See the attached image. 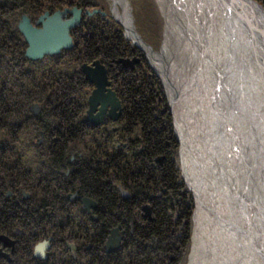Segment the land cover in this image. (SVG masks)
<instances>
[{
	"label": "rangeland",
	"instance_id": "obj_1",
	"mask_svg": "<svg viewBox=\"0 0 264 264\" xmlns=\"http://www.w3.org/2000/svg\"><path fill=\"white\" fill-rule=\"evenodd\" d=\"M6 1H13V4L16 6V8L6 7L4 5V2ZM42 1L45 3L49 0H39V1L30 0L31 4L29 7L26 5L24 0H21V1L20 0H0V19H2L3 21L4 20L8 21L12 24L11 30L15 33L14 35L17 37V40H14L13 43H9L6 41L7 44H10L12 46L11 48L4 46L3 42L2 43L0 42V56H3V58L0 57V61H4V65H8L9 63L11 65H16L18 63L17 60L15 59V52L22 55V58L26 60L25 63H28L30 66H31L30 62H38V61L45 62L46 60L49 59V57H57L61 54L62 59H59L60 62H58L59 71L65 72L66 74L74 73V78L78 77V78L83 79V81L85 80L87 82L82 87L83 90L85 91V96H84V110L81 116L82 118L85 119L89 111L88 101L91 98L93 92L95 91V86L86 80L87 76L84 72V68L94 69L95 66L93 65L95 63H98L100 66H103L106 69V72H107L106 78H107V82L109 83L108 90H110L112 93L116 95V98L120 104V110L118 114L120 112L122 113L121 100L117 96L116 91L113 89L115 81L113 80V75H111L109 72L111 68L105 65L102 60V57L104 56L105 53L97 52L94 48V41L91 39V36L95 32L91 31L90 27L93 26V24H95L96 21L93 22L92 25L88 24L91 19H95V18L99 19L97 21L98 25H101L102 22L107 25L109 23H112L115 25V28H112V29H115V31L119 30L121 32V35L118 34L117 32H110V33L105 34L107 36L105 37L106 40L103 43L102 47L104 48L108 47V45H111L113 41V44L116 48L115 52H120L122 54L116 57L117 58L116 64L119 66V68H122V70L128 74V76H124L120 74L118 72V69L115 67L117 69L116 76L118 75V78H120L122 81L123 79H126L127 77L129 79H134L132 86L136 87L137 85L140 84L142 76L143 75L145 76V74H147L149 79L145 78V80L143 81V85L141 87L142 88L141 92H143V95L137 94L136 101H143L145 99L144 94L150 91V96L152 99V103L150 102L151 109L154 107L153 114L160 115L159 111L155 110L157 108L166 109V110L168 109L167 114L169 112L171 113V114L169 113V115H171L169 118L171 119V128L173 129V132H174L176 128L175 127V116L173 115L174 111H173L171 101H170L171 93L169 90V87H170L169 82L167 81V83H165V80H164L165 72L163 71L162 66L160 64L159 66L157 61L151 58L150 54H154V55L163 54L164 55L165 62H167V64H169L171 68L167 70L172 73L171 78L174 79L173 74H175V76H182L181 74L176 73L175 71V69L176 70L178 69V66H180L179 69L182 70V72L185 75H187V73L190 72L191 66L188 63L186 65V61H185L186 59L183 60L184 65L180 63L179 60H181L182 62V56L186 54V51H185L186 46L185 48L183 47L185 45L184 42L186 41L185 39H183L182 33L184 32V29L188 25H185V26L182 25V21L179 19H178L179 21L178 22L177 15L174 14V12L169 11L168 8L165 7L163 0H123L121 4L116 2V0H90V2L87 3L85 1L84 2L85 4H83L79 0L81 2L80 4L82 5V7H77L76 5L69 6L70 2L73 0H65L68 4L67 7L63 9H56L54 11L44 10L42 13H40ZM74 1L78 2V0H74ZM74 1L73 3H75ZM206 2L208 6H209V3L217 4L215 3V0H210V1L207 0ZM251 3L255 4L257 7H259L263 11V12L259 11V15H261L264 18V0H251ZM33 5H35V8H32ZM201 6L202 4H200V7ZM74 9L81 12V20H80L79 25L76 26L74 29H71L69 32V37L71 38V42H72L71 48L61 50L60 53L57 55L44 56L42 59H39L36 61L28 60L25 57V53L27 50V44L24 40V37L21 35L18 29V25L20 24V22L24 19L28 20L31 26H33L36 29H40L41 27L40 25H37V23L45 14H48L49 17H51L57 12L65 13L66 11H72ZM251 9H254V7L251 6ZM124 13L127 16L129 25L134 35L140 42V45H138L132 38H129L126 36V27L122 24L120 20L121 15H123ZM66 18L67 20H69L70 15H66ZM216 20L219 21L218 18H216ZM199 21H200V18L196 17V21H195V16L193 15V26L196 30H197L198 25H200ZM216 24L219 26L218 22ZM247 28H248L247 26L245 28L241 27L243 31L244 30L247 31L252 37V34H251L252 32L250 33L249 29ZM187 29L188 27L186 28V30ZM198 30H199L198 32H201L202 28H199ZM203 31H204V28H203ZM224 34L225 36H223L222 38L221 37L215 38L213 37V33H212V36L209 39V44L203 45L204 49H199L200 51L198 52V54H202L201 50L207 51L206 54L208 53L207 54V57H208L207 58V68L208 69L205 70L206 77L205 79L203 78V84H202L203 86L201 85V88H200V96H196L194 97V99L196 98L195 101L198 102L197 105L199 106L198 115L200 114L199 116L200 119L198 121L202 123V127L210 126L208 127L209 128L208 130H210L211 128L212 132H209V134L211 133L213 135L212 141L216 140V138L217 140L219 139L218 145H216L215 147H219V150L221 153L220 155L222 156V159L227 164H229V166H231L232 168L234 166V168L237 169L236 170L237 172H235V176L237 177L235 178L233 175V177L230 178L229 180V184H231L230 188L227 187L229 186V184H227V181H226L227 185L218 181L220 184L219 185L220 193L222 196H224V200H222V207L225 204H228L231 200V204H232L231 206L234 208V210H237L239 208L238 211L242 213V216L244 218L252 219L253 216L254 218L256 216V210L260 209V211L264 215V81L261 80L262 79L261 74L263 73H261V71H257L255 68L253 69L254 64L249 58L251 55V52H253L254 50L251 39L247 42L249 34H248V37L245 36V38H243L245 39V41L241 42V44L239 43L240 39H238V37H236V39L233 40L230 37L231 33L226 34V32H224ZM84 35L85 37H83ZM3 36H4V33L2 32V34H0V38L2 39ZM13 39H15V37ZM227 47H228V50L226 49ZM182 48L184 49V51ZM248 48L250 50H247ZM91 50H95V53L91 55H96V57L92 58L91 60H88V54ZM242 57H244L245 59H242ZM262 58H263V61H261V64L264 66L263 64L264 55L262 56ZM225 59H229V61ZM152 61L154 62L156 61L155 63L158 65L157 68L161 69V72H162L161 75L157 71L156 67L154 70ZM198 61H199V58L196 60L195 62L196 68L195 67L194 68L197 71L198 69H200L199 71L202 72L203 69L206 67L205 63H202L200 61L198 63ZM123 62L127 64L123 65L122 64ZM132 63L134 64L132 65V67H130V64ZM29 65H26V67H28ZM224 65L226 66L225 69L223 67ZM230 71H235V74H231ZM46 75L47 74H42L41 82L45 80V81H49V84L53 83V86L51 88L53 91H57L58 88L60 87L58 82H55L52 77H48ZM244 76H245V80H244L245 84H243ZM154 77L158 79L157 80L158 83L156 82ZM37 78L40 79V75H38ZM226 78L229 79V81H227V84L229 85V87L224 84V81H226ZM230 79H231V85L229 84ZM67 81L69 80L67 79ZM236 82L237 84L241 82V84L239 85L241 87L240 89L238 87L237 88L238 90H235L234 88L236 87H233L234 83ZM118 83L120 84V82ZM45 93H49V91ZM74 93L71 95H67V97L63 99L64 101H66L65 105L67 107H75L80 104L78 101V98L80 97V95L76 93L74 94ZM229 97H230V101H229L230 104L234 103L237 99H243L244 101L239 104L241 106L232 105L231 108H228L226 111H224V102L227 101ZM66 99L67 100L70 99V101L68 102ZM161 99H163V102H161ZM214 106H215V109H213ZM33 108L37 109V114L32 112ZM29 110L33 115L37 117L41 115V106L39 103H34L30 105ZM109 110L110 108H108L107 111L109 112ZM206 110L207 111L209 110V112L210 111L211 112L209 113ZM163 114H164V111H163ZM163 114L160 120L157 121V124L161 128L164 125V123L168 121V118L166 119ZM120 117L117 118L115 121L106 117L104 120H102V124L100 125H91L85 120V123H86L85 125H86L87 130L91 131L92 129L91 127L96 126L97 128V126L101 127V126H104V124L105 126L109 124L108 126L109 132L111 134H115L116 137L113 139L112 144L110 145L105 144V145L108 146L110 149L111 147L113 148H119L122 146L127 147V145L121 143L122 142L121 140L118 142H115L117 141V134L114 132L117 131L120 127V125L118 124L121 120ZM246 117L247 118L249 117V119H247ZM76 118L79 119L80 114H78ZM94 130H97V129H94ZM231 131H234V132L232 133ZM176 133H174V135H176ZM231 134L234 135L235 138L237 139L239 138V140L241 139V142L239 143V149L242 150L241 156H239V154L237 155V149H236L237 144L236 143L234 144L233 154L230 153V150L232 148H231V145H229L228 143L230 141H233L234 139V137H232ZM106 135L107 133L103 132L101 136L100 135H97V136L103 137ZM31 139H34L33 141L34 143H30V142L20 143L21 144L19 145L20 149L24 150V151L20 150V153L22 154L27 153L31 155V152H32L35 155L37 154V157L43 161H44L42 157L43 153H49V150L43 149V145L55 148L57 147V145L56 144L54 145L53 143H58V142L45 143L44 136L40 132L39 133L37 132L34 135V137ZM176 140H177L176 149L178 152L176 155L177 157L176 166L179 169L178 175L180 177V181L182 182L184 188L188 190L187 193H185L186 189L182 188L180 191H178L177 198L181 199L182 198L181 195L189 194L192 197V204H193V211L191 215L192 216L191 217V235H190V241H189L188 254H187L186 263H185V264H189L191 255H192L191 252H192V245L194 244L193 243L194 237H195V242L198 243V240H196V236H195L196 234H194V230H195L194 228L196 227V224L193 221L195 217L196 206H195L194 192L191 189V187H189L188 183L185 180L184 174H183V167L181 165V158H180L181 157L180 156L181 144L179 143L180 140L178 138ZM105 145L101 144V147H99V149H96L97 145L93 142L79 141V142L69 143L67 146H65L63 148V152L67 158V162H64V160L63 161L61 160V163L59 162L58 164L62 166L61 172L63 175H60L57 179H54L52 188L57 190L58 184L61 183V181L65 179L66 176L72 173V167L69 166L68 164L69 163L73 164L76 161H79L81 157L89 159L88 163H92L94 164V166L97 165L96 161L98 159V161L101 163V166H102L104 159H106ZM29 146H32V147L29 148ZM59 146L60 144L58 145V147ZM34 147H38V149L35 150ZM25 149H28V150H25ZM243 153L247 154L246 155L247 157L244 158ZM231 154L232 155L235 154L237 156L234 157ZM163 159H164V156H158L155 159L156 166H159V164H157V161L162 162ZM5 160L6 158L3 157V161ZM7 164H10V163H7ZM35 166L36 165L34 164L31 166L32 172L31 174H29L31 175V177L28 178V180H31V181L28 184L26 183V185L30 187H25L24 181L20 180V177H19V180L21 181V185L18 186V188L21 187L22 192H18L16 190L13 191V192H18V193H15V195L21 199H22V195H23V198H29L35 192H38L39 194L42 193V190H41L42 187H38L37 182H36L38 178L39 179L41 178L40 176H34ZM84 168L88 169L86 166ZM102 168H106V166L105 167L102 166ZM7 171L8 170L6 168V165L1 164L0 172L6 173ZM69 171L70 173L67 174ZM45 173L43 172L41 174H45ZM46 175L48 178L53 179V177L48 175L47 173ZM38 182L40 183V181ZM103 182L105 183V180H103ZM240 185L241 187H239ZM242 185H243V188H242ZM117 189L119 191V197L121 198V200L122 198L125 200L130 198L129 193L126 192V190L124 191L120 187H117ZM243 189H245L244 191L245 196H241L242 194H240L243 191ZM12 190L13 189H9L7 191H12ZM4 192L6 193L4 194L5 196H8L10 194V192H6V191ZM116 192L117 191H115V193ZM71 194L72 196H74V193H71ZM151 194H152V197H155L160 201L162 200L163 203H165L168 199L167 197L164 196V191H161V190L157 193H152L151 191ZM65 195H67V197L71 196L70 192L65 193ZM0 199L1 201L3 200L1 196H0ZM1 201H0V207L2 205L6 207L9 206L8 202L2 203ZM82 201H85V199H82ZM149 202H150L149 204L147 202L145 204L139 205L137 210H135L134 207L131 210L132 214L137 212V218H136L137 220L139 217L141 218V219L139 218L141 222L140 224H147L154 220L153 207H152L153 201H151L150 199ZM215 202L217 203L216 206H218L219 204L218 199ZM253 202H255L256 204V207H255L256 209H254ZM59 203L60 202L58 201V203H54L55 205H53V202H52L48 206V208H50L53 205L54 207L53 213L55 214V216L48 215V214L44 215L43 213H46V212L40 210L39 208L36 211L35 209H31L30 212L25 211L26 213L25 216L28 218L31 217L30 219H34L33 221L35 222V225L39 223L37 220L42 216L46 217L45 221H48V219H50L51 221L62 220V215H59V209L56 207V205H59ZM15 206H16V210L13 209V211L17 213L21 208H23L24 204L19 202V203H15ZM143 209L150 210V218L145 217V213L143 212ZM177 210L179 211V207L175 208V211ZM180 210H181V207H180ZM69 212H72V211H69ZM39 214H42V216ZM66 217L67 215L65 216V218ZM142 218L144 219L142 220ZM45 221L43 222V224L45 223ZM62 222H65V221L62 220ZM22 224L23 223L21 222H17L15 226L9 225L6 231L0 232V239L12 245V246H8V245L4 246V243L1 241V244H0V254L1 255L10 256L11 249L9 248H12L13 243L17 241V238H14L13 236L20 237L23 232L25 234L24 236H27V237H30L33 234V231L30 230L29 226L24 227ZM26 224H30V223L26 222ZM129 225H131V223H129ZM254 226L259 227V225H254ZM124 228L125 227L121 222L115 225H111L109 229L107 228L108 229L107 233L104 236L103 242L98 252H100L102 248L106 247L107 241L111 237V233L116 230L118 231L117 234H118L120 241H119V246L115 249L114 252L118 253L119 259H122V258L127 259L128 254L136 253V251H133L132 249H130L131 247H129V245H131V243L129 242L130 241L129 238L131 235L134 236V232L130 228H126L127 235L124 236V234L121 233L125 231ZM200 228H201V233H202V227ZM14 229H17V230L14 231ZM36 229H39V228L36 227ZM218 229L216 230L215 227H214V230L213 228L209 229V226L203 224V232L206 234L207 237L211 236L210 231H215L214 235H216V239H215L216 259L214 260V263H213L212 260L207 259L205 256H202L203 254L199 252L198 257H197L199 264H201V262H204V264H215V261H217V264H248L245 261V259H243L241 256L243 249L237 246L236 242L231 237L230 232L221 231L220 229L219 230ZM49 230H51L49 229V227L46 228V231L48 234H46L45 237H40L37 240L36 237L42 236L40 233V235L37 234L34 236L35 242L29 240V242L30 241L31 242H30V245L28 246V249H29L28 251L21 248L18 252H15L14 258L15 260H17V264H33L34 263L33 261V254L35 253L34 248L37 246V244L43 243L46 241L48 237H51ZM36 231H41V230H36ZM65 231L66 233H69V230H65ZM130 232H132L131 235L128 234ZM261 232H263V229L260 230L259 228V233ZM79 234L85 237V234L88 235L89 232L85 231V234H84L81 231ZM124 239H127V244H125ZM149 239H150L149 240L150 242L148 244L150 246L148 248L145 247L147 244L146 243L145 245H143V247L145 249H148L149 253H151L152 252L151 249L155 245L157 238L151 235ZM133 241H136V240L133 239ZM242 244L245 250V244L244 243ZM62 246H64L62 243H58V246L52 250L51 253L55 255V258L65 257L64 248H62ZM81 247L82 249H84V246H81ZM253 248L254 249L250 251L251 258L253 259L254 263L256 262L257 264H262V261L259 259L260 252L257 250V248L255 247ZM4 249H9V252L8 250H4ZM114 252L109 253V255ZM78 255H80L79 252H78ZM80 256H81L82 264H90L88 263V258L85 254H83V256L82 255ZM210 258L214 259L213 254L210 255ZM1 262H3V264H7L3 257L1 259ZM94 264H100L99 260H96Z\"/></svg>",
	"mask_w": 264,
	"mask_h": 264
},
{
	"label": "trees",
	"instance_id": "obj_2",
	"mask_svg": "<svg viewBox=\"0 0 264 264\" xmlns=\"http://www.w3.org/2000/svg\"><path fill=\"white\" fill-rule=\"evenodd\" d=\"M73 1L70 2L69 6L82 7L81 2L83 4H85V1L90 2V0H80L81 2L78 0V2L74 1L75 3ZM24 2L28 7L31 4L30 0H24ZM66 4L65 0H49L45 3L42 1L40 13L44 10L63 9L68 6ZM4 5L9 8H16L13 1H6ZM35 5L32 8H35ZM98 20L97 18L91 19L88 23L92 25L96 21L90 27V30L95 32L91 39L94 41L95 50L105 53L102 60L105 65L111 68L109 72L113 75L115 81L113 89L122 103L121 120L118 123L120 127L118 131L114 132L117 134V141L115 142L121 140V143L127 145V147H111L110 149L106 146L112 144L113 139L116 137L115 134L109 132V124L101 127L97 126V128L94 126L91 127L92 129L90 128L91 131L87 130L85 120L81 116L84 110L85 96L82 87L87 82L78 77L74 78V73L66 74L59 71L58 62H60L59 59H62L61 54V56L49 57L45 62H30L31 67L28 63H25L26 60L22 58V55L15 52V59L18 62L16 65L10 63L4 65V61H0V165L5 164L8 170L6 173L0 172V193L9 189L22 192V188H18L21 185L20 180L24 181L25 187H30L26 183L28 184L31 181L28 178L31 177L29 174L32 172L31 166L33 164L36 165L34 176H40L41 178L37 179V186L42 187L41 190L51 189L54 180L48 178L45 172L49 167L61 170L62 166L58 164L61 163V160L67 162L63 148L68 143L93 142L97 145L96 149H99L101 144H106V168L103 177L98 176L101 179L95 180L92 178L93 173L87 170L83 173V179L80 180L84 183L83 185L87 184L84 189L88 192H91L90 189L95 188V191L100 189L99 195L93 197L101 199L103 202L102 207L105 209L103 213H107V220L105 221L108 225L106 231H104L105 234L111 225L120 222L124 226L129 223L132 224L134 236L132 235L129 238L131 243L129 247L136 253L128 254L127 259H119L118 253L104 254L100 258L97 257L96 260L99 259L101 264H185L191 235L193 204L192 197L189 194L181 195V199L177 198L178 191L186 188L180 181L179 169L176 166L177 137L171 128L170 112L167 114L168 109L157 108L155 110L159 111L160 115L153 114L154 107L152 110L150 91L144 94L145 99L143 101H136L137 94L143 95L141 87L145 78L149 79L147 74L145 76L142 74L141 82L136 87L132 86L134 79L127 77L122 81L118 78V75L116 76L117 69L120 74L128 76L116 64V57L122 54L115 52L116 48L113 41L106 48L102 45L106 40L107 35L105 34L117 32L121 35V32L112 29L115 28L112 23H109V26L103 22L98 25ZM11 28L12 24L10 22L0 19V34L4 33L3 38H0V42H3V45L9 48L12 46L7 42L13 43L14 40H17ZM14 37L15 39H13ZM95 50L89 52L88 60L96 57V55H91L95 53ZM0 57L3 58V56ZM26 65L29 66L26 67ZM42 74H47L46 76L52 77L55 82H58L60 87L57 91L52 90L53 83L49 84V81L45 80L41 82ZM38 75H40V79L37 78ZM154 79L158 83V79L155 77ZM47 91L49 93H45ZM74 92L80 95L78 98L80 104L77 105L78 107H67L65 105L66 101L63 99ZM67 101L69 102L70 99ZM161 102H163V99H161ZM34 103H39L41 106L39 117L33 115L29 110L30 105ZM78 114H80L79 119L76 118ZM162 114L166 119L168 118V121L161 128L157 121L160 120ZM37 132L43 134L45 143L58 142V145L60 144L59 147L57 145L55 148L43 145L44 150H49V153H43L42 155L44 161L32 152L31 155L20 153V143H34V139L31 138ZM103 132L107 135L97 136H101ZM34 149L36 150L38 147H34ZM158 156H164V159L159 166H156L155 159ZM3 157L6 158L5 161H3ZM98 174L100 175V173ZM103 180H105V183ZM58 187H61V185H58ZM117 187L126 190L130 198L126 200L122 198L121 200ZM160 190L164 191V196L168 198L165 203L152 197L151 191L157 193ZM115 191H117V194ZM187 191L186 189L185 193ZM149 198L153 201L154 220L147 224H140V217L138 220L136 219L137 212L132 214L131 210L133 207L137 210L139 205L147 202L149 204ZM12 202L8 207L3 209L0 207V219L4 217L8 223H13L15 220L22 221L25 224L26 222L30 223L26 225L30 227L33 234L30 237L23 236V241L19 243L21 248L28 251L30 242H35L34 234L36 230L43 231L45 229L43 223L39 226V229H36L38 226L35 225L34 219H30L31 217L26 222L24 218L20 220L19 215L25 216V211L30 212L32 208L25 206L15 213L13 209L16 210V206ZM176 207H179V211H175ZM78 227L82 229V226ZM151 235L156 237L157 241L151 249L152 252L149 253L143 245L150 242L149 237ZM133 239L136 241H133ZM29 240L31 241L29 242ZM125 244H127L126 241Z\"/></svg>",
	"mask_w": 264,
	"mask_h": 264
},
{
	"label": "bare ground",
	"instance_id": "obj_3",
	"mask_svg": "<svg viewBox=\"0 0 264 264\" xmlns=\"http://www.w3.org/2000/svg\"><path fill=\"white\" fill-rule=\"evenodd\" d=\"M122 1L123 0H116V2L120 4ZM163 1L165 7H167L169 11H172L174 12V14L177 15V21L179 19L182 21V25H188V29L186 30V27L184 29V32L182 33L183 39H185L186 41L184 42L185 45L183 46L184 48L186 46V54L182 56V62L181 60H179V62L183 64V60L186 59V65L188 63L191 66L190 72H188L187 75H185L182 70L179 69L180 66H178V69H175V71L176 73H179L182 76H175V74H173L174 79L171 78L172 73L170 71H167L171 68L170 65L165 62L164 55H150L152 59L157 61L158 65L160 64L162 66V69L165 72V83H167V81L169 82V90L171 93L170 101L174 111L173 115L175 116V130L178 134L175 130L174 132L176 133L177 138L180 140L179 143L181 144L180 158L181 165L183 167V174L189 187H191V189L193 190L195 197L196 211L193 221L196 224V227L194 228V234H196L195 236L196 240H198V243L195 242L194 237V244L192 245L191 252L192 255L189 264H199V261L197 259L199 252L203 254L202 256H205L207 259L212 260L213 263L216 259V235H214L215 231H210L211 236L207 237L206 234L203 232V224L209 226V229L213 228L214 230L215 227L216 230L219 228L221 231L230 232L231 237L234 239L237 246L243 249L241 256L243 259H245L248 264H257L256 262L254 263L250 254V251L254 249L253 247L257 248V250L260 252L259 259L262 261L263 264L264 215L259 209L256 210L255 218L254 216L252 217V219L244 218L242 216V213L238 211L239 208L237 210H234V208L231 206V200L228 204H225L224 202L225 205L223 204L224 206L222 207V200H224V196H222L220 193V184L218 181L224 183L225 185L229 184V180L233 177V175L235 178L237 177L235 176V172H237V169L234 168V166L232 168L222 159L219 147H215L216 145H218L219 139L217 140L216 138V140L212 141L213 135L211 133L209 134V132H212L211 128L210 130H208V127L210 126L202 127V123L198 121L200 119V114L198 115L199 106L197 105L198 102L195 101L196 98L194 99V97L200 96V88L203 84V78L205 79L206 77L205 70L208 69V53L206 54L207 51L201 50L202 54H198V52L200 51L199 49H204L203 45L209 44V39L212 36V33L213 37L215 38H222L223 36H225L224 32H226V34L231 33L230 37L233 40L238 37V39H240L239 43L241 44V42L245 41V39L243 38H245V36L248 37L249 34L247 31H243L241 27L245 28L247 26V29H249L250 33L252 32V37L249 34L247 42L251 39L254 48L249 58L254 64L253 69L255 68L257 71H261V73H263L260 74L262 76L261 80L264 81V66L261 64V61H263L262 56L264 55V18L259 15V11L262 10L255 4L251 3V0H215V3L217 4L209 3V6L208 4H206L207 0ZM200 4H202L201 7ZM251 6L254 7V9H251ZM193 15L195 16V21L196 17L200 18V25H198L197 30L193 26ZM216 18H218L219 21H217ZM120 20L122 24L126 27V36L132 38L138 45H140V42L134 35L129 25L125 13L121 15ZM217 22L219 26L216 24ZM199 28H202L201 32H198ZM226 49L228 50V47ZM247 50L250 49L248 48ZM198 58L199 61L205 63L206 66V69L204 68L202 72L199 71L200 69H198V71L195 70V62ZM242 59L245 58L242 57ZM225 60L229 61V59ZM152 62L154 70L156 67L157 71L161 75V69L157 68L158 65L154 61ZM223 67L225 69L226 66L224 65ZM230 73L235 74V71H230ZM245 76L243 78V81L245 80ZM195 80L197 83L195 82ZM227 81H229V79L226 78L224 84L229 87ZM229 84L231 85V79ZM240 84L241 82H239L238 84L237 82L234 83L233 87H236L234 89L238 90V87L240 89ZM243 84H245V81L243 82ZM229 101L230 97L227 99V101L224 102V111H226L228 108H231L232 105L241 106L239 104L244 100L237 99L232 104H230ZM213 109H215V106ZM209 110L206 111L209 112ZM247 119H249V117ZM231 132L233 133L234 131ZM232 137H234V135H232ZM240 142L241 139L239 140V138L237 139L234 137L233 141H230L228 143L229 145H231L232 148L230 150V153L233 154L234 144L236 143L237 155L239 154V156H241L242 150L239 149ZM237 155L234 154L232 156L235 157ZM246 155L247 154H244V158L247 157ZM227 187L230 188L231 184H229V186ZM239 187H241V185ZM244 191L245 189H243V191L240 193L242 194L241 196H245ZM217 199L219 203L218 206H216L217 203L215 202ZM253 203L254 209H256V204L255 202ZM254 225H259V227H256ZM200 227H202V233ZM259 228L260 230L263 229V232L259 233ZM242 243L245 244V250L243 248ZM212 254L214 256V259L210 258V255ZM201 264H204V262H201ZM215 264H217V261H215Z\"/></svg>",
	"mask_w": 264,
	"mask_h": 264
},
{
	"label": "flooded vegetation",
	"instance_id": "obj_4",
	"mask_svg": "<svg viewBox=\"0 0 264 264\" xmlns=\"http://www.w3.org/2000/svg\"><path fill=\"white\" fill-rule=\"evenodd\" d=\"M84 120H86V118ZM53 144L58 145V143H53ZM88 161L89 159L81 157L79 161H76L73 164L69 163L68 165L72 167V173L66 176L65 179H63L61 183L58 184V185H61V187H58L57 190L53 188L51 189L44 188L47 190H42V193L40 194L38 192H35L34 193L35 195L33 194L29 198H23V195H22V199L15 195V193H18V192H13L14 190L6 191V192H10L8 196L4 195L6 194L4 191L0 193V196L3 198L2 201L0 199L2 203L8 202L9 204H11L10 202L13 201L12 203L13 205H15V203L21 202L24 204L23 207L27 206L29 208L35 209V211L39 208L40 210L46 212V213H43L44 215L48 214V215L55 216V214L53 213L54 211L53 205H55L54 203H58V201L60 202L59 205H56V207L59 209V215H62V220H64L65 222H62V220H55L51 222L50 219H48V221H45L46 217L42 216V214H39L42 217H40L37 220L39 222L37 223V226L39 228L41 223L45 221V223L43 224V228L45 229L43 231L45 232L41 233L43 232L42 230L36 231L34 236L37 234L40 235L41 233L42 236L36 237L37 240L40 237H45V235L48 234L46 231V228L49 227V229H51L49 230L51 237H48L45 241L48 243V248L44 250L43 256L37 257L35 253L33 254V261H34L33 264H82L80 255L83 256V254L87 256L88 263L91 264L92 262V264H94L97 257L100 258L104 256V254L109 255L106 252L105 248H102V250L98 252L103 242L104 236H105L104 231H106V227L108 225L105 221L107 220V217H106L107 213L105 214L103 213L105 210L102 207L103 202L101 201L100 198L93 197V196L99 195L100 189L95 191V188H94L93 190L90 189L91 192H88L87 190L84 189L87 184L83 185L84 183H82V181L80 180V179H83V175H84L83 173L86 172L87 170L93 173V176H92L93 179L95 180L101 179L98 176L103 177V174L105 173V168H102V166L105 167L106 159H104L102 166H101V163L98 161V159L96 161L97 163L96 166H94V164L92 163H88ZM85 166L88 169H85L84 168ZM49 169L46 171V173L52 176L53 180L57 179L62 174L60 169L55 170V169H52L51 167H49ZM70 171L67 174H69ZM98 171H101V172H98ZM98 173H100V175ZM68 192H70L71 196L67 197L65 193H68ZM71 193H74V196H72ZM82 199H85V201H82ZM52 202H53V205L50 208H48V206ZM4 207L6 206L2 205L1 209H3ZM69 211H72V212H69ZM66 215L67 217L65 218ZM19 218L20 220L24 218L25 222L27 219H29L28 217L22 216V215H19ZM17 222L23 223L22 225L24 227L27 226L24 222L18 221V220H15L13 223H8L6 222V219L3 217V219H0V232L6 231L9 225L15 226ZM78 226H82V229H80ZM124 227H125L124 228L125 231L121 233L124 234V236H126L127 235L126 228H130L132 230V224L131 225L126 224ZM15 230L17 229H14V231ZM65 230H69V233H66ZM81 231L84 234H85V231H87L89 232V234L88 235L85 234V237H83L79 234ZM128 234L131 235L132 232ZM23 236H24V232L21 234L20 237L13 236L14 238H17V241L13 243L12 248H9L11 249L10 256L0 254L1 264H3V262H1L2 257L4 258L7 264H17V260H15L14 256H15V252H18L21 249V246H19V243L23 241ZM124 241L127 242V239H124ZM58 243H62L64 245L62 246L65 252L64 258H55V255L51 253L52 250L58 246ZM72 243L75 245H73ZM0 244H1V241H0ZM39 244H37V246ZM81 246H84V249H82ZM149 246L150 245L147 244L145 247L148 248ZM9 249H4V250H8L9 252ZM78 252L80 255H78Z\"/></svg>",
	"mask_w": 264,
	"mask_h": 264
},
{
	"label": "water",
	"instance_id": "obj_5",
	"mask_svg": "<svg viewBox=\"0 0 264 264\" xmlns=\"http://www.w3.org/2000/svg\"><path fill=\"white\" fill-rule=\"evenodd\" d=\"M66 15H70V19L67 20ZM81 20V12L74 9L72 11H66L65 13H55L49 17L45 14L37 23L40 25V29H36L29 24L28 20H22L18 25V29L27 44V50L25 57L28 60L36 61L42 59L47 55H57L61 50L70 49L72 46L69 32L79 25ZM126 65L127 63H122ZM134 63L130 64L132 67ZM94 69L84 68V72L87 76L86 80L95 86L91 98L88 101L89 111L87 113L86 120L91 125H100L102 120L106 117L115 121L119 118L120 104L116 98V95L108 90L109 83L107 82V72L103 66L95 63ZM110 108L109 112L107 111ZM33 113L37 114V109L33 108ZM160 161L157 164L160 165ZM145 217L150 218V210H144ZM118 231H113L111 237L107 241L105 250L109 254L114 252L119 246ZM4 246H12L3 240ZM6 243V244H5ZM48 248V243L43 242L35 248V255L37 257L43 256V252Z\"/></svg>",
	"mask_w": 264,
	"mask_h": 264
}]
</instances>
